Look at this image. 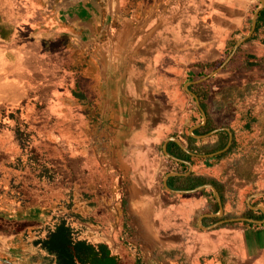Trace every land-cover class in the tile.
<instances>
[{"label": "crops", "instance_id": "0c3cea01", "mask_svg": "<svg viewBox=\"0 0 264 264\" xmlns=\"http://www.w3.org/2000/svg\"><path fill=\"white\" fill-rule=\"evenodd\" d=\"M263 10L0 0V170L18 193L0 239L43 254L35 241L64 219L118 264H264L261 139L236 129L258 122L237 108L252 72L232 68H264Z\"/></svg>", "mask_w": 264, "mask_h": 264}, {"label": "rangeland", "instance_id": "374dc122", "mask_svg": "<svg viewBox=\"0 0 264 264\" xmlns=\"http://www.w3.org/2000/svg\"><path fill=\"white\" fill-rule=\"evenodd\" d=\"M231 52V51H230ZM228 57V55L225 56V59ZM242 60V61H240ZM254 62V61H253ZM252 62L246 61L244 59H239L235 64H232V68L235 67V69H238L239 71L245 70V68H248L250 70V73L246 80L245 87L249 89L248 87H251V89L247 90L248 96H246V99L242 100L241 103H238V107L241 115L245 114L246 110H244L245 107H251L252 112L250 113V116L245 114L244 117L241 119L240 124H244L245 120H249L252 118H255L258 120V122L255 123V128L253 130L250 129V132L245 130V127H237V131L241 133L239 136L242 135V145L246 144V141H248L247 136H251L255 134V136H259L258 138L261 139L259 143H257V153H254L256 156V162L258 164V170L264 174V93L261 92L264 88V68L263 66H252ZM255 64V63H254ZM263 72V73H261ZM248 82V83H247ZM261 90H258V89ZM251 103L252 106H251ZM242 108V109H241ZM2 127H0V130ZM20 142V141H19ZM21 145V142H20ZM23 151L26 150L29 151V145L25 142L21 145ZM261 152V153H260ZM28 153V152H27ZM33 155V154H32ZM30 156V154H29ZM1 161V160H0ZM29 164V162H28ZM5 165L4 163H1L0 166ZM13 165L15 168H21L23 166V162L20 159V161L15 160L13 162ZM31 165V164H30ZM13 166V167H14ZM32 166V165H31ZM2 168L0 170V210L3 214L6 213L7 206H5L4 202L8 200V203L10 202L9 199L18 203V193L16 191H7L4 186L3 182L5 181V176H3ZM19 170V169H18ZM15 189V188H12ZM8 225L5 224L4 219L0 217V234L7 235L9 232V229L6 228ZM8 236V235H7ZM23 241L21 240H13V239H0V258L5 259L11 263L14 264H55L53 262V259L48 255V253L41 254L40 252H33L34 254H31L32 252H24L22 250H28V248H25L22 246ZM100 264H113L108 263L106 260L101 261Z\"/></svg>", "mask_w": 264, "mask_h": 264}, {"label": "trees", "instance_id": "16d2710c", "mask_svg": "<svg viewBox=\"0 0 264 264\" xmlns=\"http://www.w3.org/2000/svg\"><path fill=\"white\" fill-rule=\"evenodd\" d=\"M262 25H264V10L258 17L257 31ZM18 136L21 144L27 141L26 136L21 132ZM35 245L45 250L55 264H100L104 260L118 264L117 259L109 255L104 245L95 246L86 240L78 239L64 219H59L47 236L36 240Z\"/></svg>", "mask_w": 264, "mask_h": 264}, {"label": "water", "instance_id": "95a60500", "mask_svg": "<svg viewBox=\"0 0 264 264\" xmlns=\"http://www.w3.org/2000/svg\"><path fill=\"white\" fill-rule=\"evenodd\" d=\"M0 264H14V263H11L5 259L0 258Z\"/></svg>", "mask_w": 264, "mask_h": 264}]
</instances>
